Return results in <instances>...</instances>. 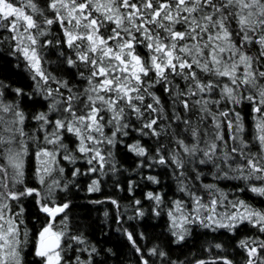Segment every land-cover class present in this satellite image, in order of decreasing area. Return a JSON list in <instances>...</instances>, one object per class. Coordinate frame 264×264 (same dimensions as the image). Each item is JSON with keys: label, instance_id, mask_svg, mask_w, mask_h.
<instances>
[{"label": "snow or ice", "instance_id": "6c2138e0", "mask_svg": "<svg viewBox=\"0 0 264 264\" xmlns=\"http://www.w3.org/2000/svg\"><path fill=\"white\" fill-rule=\"evenodd\" d=\"M0 264H264V0H0Z\"/></svg>", "mask_w": 264, "mask_h": 264}, {"label": "trees", "instance_id": "16d2710c", "mask_svg": "<svg viewBox=\"0 0 264 264\" xmlns=\"http://www.w3.org/2000/svg\"><path fill=\"white\" fill-rule=\"evenodd\" d=\"M104 190L105 191H111V188L109 186H105V189ZM120 195H125V193H120ZM97 197H98V194H97ZM101 215H102V213H101Z\"/></svg>", "mask_w": 264, "mask_h": 264}]
</instances>
